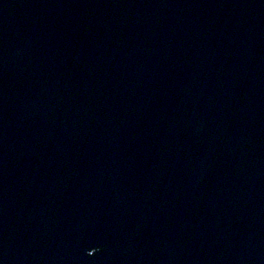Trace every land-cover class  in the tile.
Returning a JSON list of instances; mask_svg holds the SVG:
<instances>
[{
  "label": "water",
  "instance_id": "water-1",
  "mask_svg": "<svg viewBox=\"0 0 264 264\" xmlns=\"http://www.w3.org/2000/svg\"><path fill=\"white\" fill-rule=\"evenodd\" d=\"M0 264H264V0H0Z\"/></svg>",
  "mask_w": 264,
  "mask_h": 264
}]
</instances>
